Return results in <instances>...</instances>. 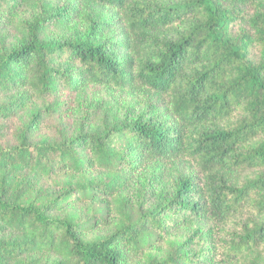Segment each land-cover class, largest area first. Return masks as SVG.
Wrapping results in <instances>:
<instances>
[{
	"label": "trees",
	"instance_id": "1",
	"mask_svg": "<svg viewBox=\"0 0 264 264\" xmlns=\"http://www.w3.org/2000/svg\"><path fill=\"white\" fill-rule=\"evenodd\" d=\"M44 8L0 45V119L58 89L131 103L57 139L34 109L0 144V264H264V0H79L84 31L61 39L44 33L66 12ZM148 165L180 171L170 191L136 179ZM98 198L115 213L103 234L106 217L79 214Z\"/></svg>",
	"mask_w": 264,
	"mask_h": 264
},
{
	"label": "rangeland",
	"instance_id": "2",
	"mask_svg": "<svg viewBox=\"0 0 264 264\" xmlns=\"http://www.w3.org/2000/svg\"><path fill=\"white\" fill-rule=\"evenodd\" d=\"M79 0H16L14 4L6 9L0 10V45L15 46L26 37L24 24L30 22L32 17L41 12L43 7L46 12L54 10H64L66 15L64 21L59 24L52 25L44 33V38L47 39H61L71 38L77 33L84 31L83 23L80 22L75 9ZM116 92L110 90H90L84 93L79 98H71L68 90L63 91L58 89L45 97L33 98V101L22 111L17 114L0 119V124L5 125L3 130V137L0 139L1 145L15 144L17 142L16 133L28 121L31 111L40 109L43 111V119L40 123L39 132L43 136H50L52 139H57L60 132L66 130L69 134H74L79 129V123L85 114L88 112H96L93 124L98 123L99 119L107 113L109 119H113L114 113L120 115L125 111L126 107L130 105V98L117 97ZM12 97V93H0V104L7 102ZM46 106H50V110L44 111ZM136 179H150L158 180L152 186L154 198L160 192L170 191L174 179L177 178L180 171L173 169L156 168L155 165H148L145 169H140L137 172ZM182 173H185L182 171ZM99 171L94 170L91 173H86V178L97 180ZM66 178L63 172H55L51 174H42L40 177V184L45 190L52 191L58 188L62 181ZM79 181H84L82 177H76ZM138 180H134L131 186V192L137 190ZM92 208H85L79 211L83 217L86 213H101L106 217V221L101 223L99 221L98 228L95 232L100 234L111 230V221L115 217L114 207L111 200L104 201L98 198L91 203ZM131 206L135 216L138 214L139 201L136 195H133ZM110 212H107V208ZM92 215V214H91ZM202 244V242H201ZM199 247V246H198Z\"/></svg>",
	"mask_w": 264,
	"mask_h": 264
}]
</instances>
